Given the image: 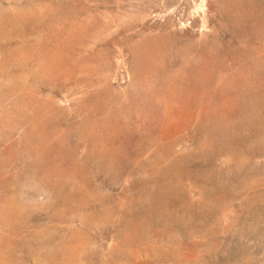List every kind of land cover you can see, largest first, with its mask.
<instances>
[{
	"label": "rangeland",
	"instance_id": "obj_1",
	"mask_svg": "<svg viewBox=\"0 0 264 264\" xmlns=\"http://www.w3.org/2000/svg\"><path fill=\"white\" fill-rule=\"evenodd\" d=\"M0 264H264V0H0Z\"/></svg>",
	"mask_w": 264,
	"mask_h": 264
}]
</instances>
